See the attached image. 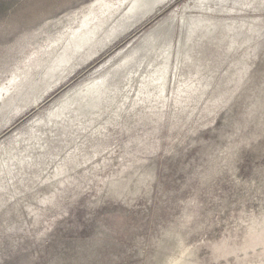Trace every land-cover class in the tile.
Here are the masks:
<instances>
[{"label": "rangeland", "instance_id": "rangeland-1", "mask_svg": "<svg viewBox=\"0 0 264 264\" xmlns=\"http://www.w3.org/2000/svg\"><path fill=\"white\" fill-rule=\"evenodd\" d=\"M0 264H264V0H0Z\"/></svg>", "mask_w": 264, "mask_h": 264}, {"label": "bare ground", "instance_id": "bare-ground-1", "mask_svg": "<svg viewBox=\"0 0 264 264\" xmlns=\"http://www.w3.org/2000/svg\"><path fill=\"white\" fill-rule=\"evenodd\" d=\"M218 1H220V0H218ZM199 6V5H198ZM136 11V10H135ZM134 11V12H135ZM131 12H129V14L128 13H126L125 14V16H127V17H129V16H131V14H133V12L130 14ZM140 22V21H139ZM182 22V21H181ZM136 23V22H135ZM202 23V22H201ZM181 25H182V23L180 24V27H181ZM185 25V24H184ZM202 25H203V23H202ZM184 27V26H183ZM130 28V27H129ZM126 31V30H125ZM61 84V83H60ZM77 86V85H76ZM82 86V85H81ZM56 87H58V86H56ZM59 87H60V85H59ZM75 87V86H74ZM80 87V86H79ZM75 88H78V87H75ZM82 88V87H81ZM86 88V87H85ZM84 88V89H85ZM79 89V88H78ZM72 90L74 91V89L72 88ZM76 91H74V93H73V95H71L72 97L76 94V93H79V90L77 91V89H75ZM81 90V89H80ZM72 91V92H73ZM82 92V91H81ZM65 93V92H64ZM63 94V93H62ZM64 95H68V93L67 94H64ZM70 96V97H71ZM67 97V96H66ZM69 97V96H68ZM64 98H65V96H64ZM63 99V98H62ZM67 99V98H66ZM57 101V100H56ZM52 103H54V102H52ZM56 103V102H55ZM34 105V104H33ZM54 105V104H53ZM51 106V105H50Z\"/></svg>", "mask_w": 264, "mask_h": 264}]
</instances>
